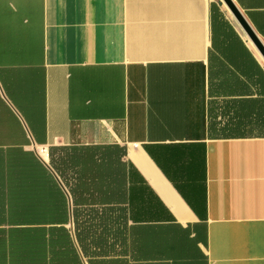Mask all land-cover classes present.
Returning <instances> with one entry per match:
<instances>
[{
  "label": "crops",
  "instance_id": "obj_1",
  "mask_svg": "<svg viewBox=\"0 0 264 264\" xmlns=\"http://www.w3.org/2000/svg\"><path fill=\"white\" fill-rule=\"evenodd\" d=\"M0 209L66 211L25 224L61 264H264V59L222 1L0 0Z\"/></svg>",
  "mask_w": 264,
  "mask_h": 264
},
{
  "label": "trees",
  "instance_id": "obj_2",
  "mask_svg": "<svg viewBox=\"0 0 264 264\" xmlns=\"http://www.w3.org/2000/svg\"><path fill=\"white\" fill-rule=\"evenodd\" d=\"M73 214L74 234L85 254V239L91 241V246L97 247L98 225L95 221L79 225L77 211ZM39 215L47 222L67 221L66 211L0 209V264L64 263L65 259L57 258L53 251L67 243L70 237L68 229L64 226L25 225L40 221ZM91 218H97V211H91Z\"/></svg>",
  "mask_w": 264,
  "mask_h": 264
},
{
  "label": "water",
  "instance_id": "obj_3",
  "mask_svg": "<svg viewBox=\"0 0 264 264\" xmlns=\"http://www.w3.org/2000/svg\"><path fill=\"white\" fill-rule=\"evenodd\" d=\"M222 3L226 6V8L230 11L233 18L237 22V24L240 26L248 40L254 45L256 50L259 52L261 57L264 59V44L259 39L257 34L254 32L252 27L249 25L239 8L236 6V4L233 2V0H221Z\"/></svg>",
  "mask_w": 264,
  "mask_h": 264
},
{
  "label": "built area",
  "instance_id": "obj_4",
  "mask_svg": "<svg viewBox=\"0 0 264 264\" xmlns=\"http://www.w3.org/2000/svg\"><path fill=\"white\" fill-rule=\"evenodd\" d=\"M40 152H43V150L41 149Z\"/></svg>",
  "mask_w": 264,
  "mask_h": 264
}]
</instances>
